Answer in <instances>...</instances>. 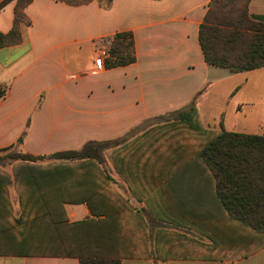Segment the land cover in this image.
Returning a JSON list of instances; mask_svg holds the SVG:
<instances>
[{
  "label": "crops",
  "instance_id": "crops-1",
  "mask_svg": "<svg viewBox=\"0 0 264 264\" xmlns=\"http://www.w3.org/2000/svg\"><path fill=\"white\" fill-rule=\"evenodd\" d=\"M210 2L93 0L72 6L60 0H32L25 9L31 25L21 26L22 42L0 48V91H5L0 98V149L50 156L131 135L125 147L109 152L115 157L118 152L129 156L183 137L194 142L195 150L221 130L264 135V68L235 73L205 61L199 30ZM15 6L12 2L0 13V33L13 28ZM249 12L264 23V0H253ZM127 31L134 35L136 62L93 74L98 42ZM194 100L195 120L203 132L167 119ZM113 164L111 171L98 164L94 168L111 175L109 188L131 208L124 223L134 232L135 255L122 259V264H264V247L246 245L242 240L247 229L231 222L216 236L217 244L211 239L194 242L190 246L194 257L160 255L159 249L171 247L161 220L189 222L178 218L169 203L172 197L184 198L180 191L184 184L135 180L126 170H118L115 159ZM31 166L47 172L78 167L55 160L0 166V242L12 238L9 251L19 250L23 235L31 231L24 213L28 183L14 177V172ZM190 187L194 216L189 223L201 234L212 235L197 223L213 220L209 185L194 180ZM147 206L150 212L144 210L145 216L142 209ZM63 210L69 223L93 218L87 204H65ZM150 218L159 224L152 236ZM0 264L80 262L71 257L1 254Z\"/></svg>",
  "mask_w": 264,
  "mask_h": 264
},
{
  "label": "trees",
  "instance_id": "trees-1",
  "mask_svg": "<svg viewBox=\"0 0 264 264\" xmlns=\"http://www.w3.org/2000/svg\"><path fill=\"white\" fill-rule=\"evenodd\" d=\"M60 1L77 6L93 0ZM252 1L211 0L199 30L200 47L208 65L235 73L264 68V23L250 14ZM12 2H16L14 25L9 33H0V48L20 44L21 26L31 25L25 9L32 0H2L0 13ZM101 42L104 44L100 47H106L109 54L104 61L106 69L136 62L132 32H120ZM4 96L5 91H0V98ZM196 117L194 100L185 109L171 113L167 119L203 132ZM129 137L131 135L89 142L81 150L50 156L13 153L3 157L1 153L10 149H0V163L8 158L13 162L55 160L78 165L55 172L35 166L22 167L14 172V177L28 183L24 192V213L31 231L23 235L18 251H9L13 239L4 238L6 240L0 242V255L71 257L77 258L80 264H122V259L133 257L135 235L124 223L131 208L120 194L109 188L113 181L111 175L105 169L101 172L94 168L95 164L105 167L107 154L125 147ZM114 159L118 170H126L135 180L183 183L180 191L184 198L172 197L169 203L178 218H186L189 222L194 216L190 183L194 180L203 186L207 183L212 195L209 212L213 220H198L197 223L204 231L212 230L209 235L212 242L218 243L216 236L223 234L227 223L231 222L247 229L243 240L241 235L246 245L264 247V135L221 130L212 133L211 138L199 143L195 150L194 142L183 137L176 143L168 141L150 145L145 151L129 156L118 152ZM5 179L9 178L5 176ZM65 204H87L93 218L69 223L63 210ZM1 214L5 218L6 212Z\"/></svg>",
  "mask_w": 264,
  "mask_h": 264
},
{
  "label": "rangeland",
  "instance_id": "rangeland-1",
  "mask_svg": "<svg viewBox=\"0 0 264 264\" xmlns=\"http://www.w3.org/2000/svg\"><path fill=\"white\" fill-rule=\"evenodd\" d=\"M101 44H104L103 42H98V45L101 46ZM167 117V116H166ZM184 132L182 133V135ZM123 151H126L124 149ZM16 153L14 150H7L3 153H1V156H7L8 154ZM106 159V165L105 167L108 168V170L111 171L114 159V153L107 154ZM13 164V161L11 159H4L0 163V166L10 168V165ZM113 175H116V172L112 171ZM118 181L119 178H118ZM72 208H77V206H72ZM139 208H142L139 206ZM146 210L148 213L150 212L149 206L145 207V209H142V213L146 216ZM163 218V217H162ZM150 224L149 230H150V236L153 235L157 227H159V224H155V222L152 221L150 218ZM160 227L162 228L163 234L166 235V239L169 241L167 242L168 246H171L169 250H167V247L164 246L161 250L159 249L160 255L167 256V257H173V256H180V257H194V252L192 251V248L190 247L192 244L195 243H210V238L206 234H201L199 231H197L194 228V225L189 222H178L173 219L163 218L161 220ZM163 234L161 236H163ZM152 238V237H151ZM164 239V238H162ZM196 255V254H195Z\"/></svg>",
  "mask_w": 264,
  "mask_h": 264
},
{
  "label": "built area",
  "instance_id": "built-area-1",
  "mask_svg": "<svg viewBox=\"0 0 264 264\" xmlns=\"http://www.w3.org/2000/svg\"><path fill=\"white\" fill-rule=\"evenodd\" d=\"M108 49L106 47H101L98 50L97 57L95 59V70L93 74H98L105 70L104 60L108 57Z\"/></svg>",
  "mask_w": 264,
  "mask_h": 264
}]
</instances>
